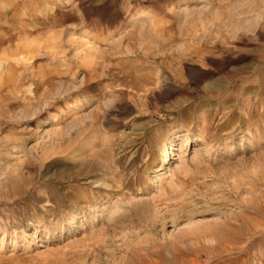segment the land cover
I'll use <instances>...</instances> for the list:
<instances>
[{"label":"rangeland","instance_id":"374dc122","mask_svg":"<svg viewBox=\"0 0 264 264\" xmlns=\"http://www.w3.org/2000/svg\"><path fill=\"white\" fill-rule=\"evenodd\" d=\"M0 264H264V0H0Z\"/></svg>","mask_w":264,"mask_h":264},{"label":"bare ground","instance_id":"6f19581e","mask_svg":"<svg viewBox=\"0 0 264 264\" xmlns=\"http://www.w3.org/2000/svg\"><path fill=\"white\" fill-rule=\"evenodd\" d=\"M193 212H194V213H190V214H196L195 212H197V210H194Z\"/></svg>","mask_w":264,"mask_h":264}]
</instances>
